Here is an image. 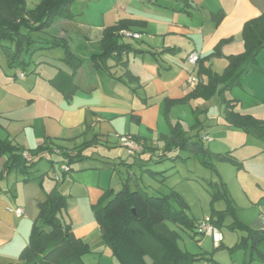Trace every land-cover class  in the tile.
<instances>
[{
    "label": "crops",
    "instance_id": "0c3cea01",
    "mask_svg": "<svg viewBox=\"0 0 264 264\" xmlns=\"http://www.w3.org/2000/svg\"><path fill=\"white\" fill-rule=\"evenodd\" d=\"M40 1L27 0V6L33 9ZM262 14L264 0H77L70 11L56 19L45 35L48 39L64 38L74 53L83 59L74 74L78 84L76 91L66 96L52 84L51 79L58 72H73L62 61V54H55L59 62L48 57L52 48L34 54L35 66L31 75L25 68H14L11 72L0 68L1 139L8 138L25 149L45 144L74 150L91 142L84 149L86 157L72 164L70 173L61 175L63 180L57 187L68 197L66 214L80 218L78 223L74 221V233L91 247L92 252L83 256L86 264H121L105 244L94 212V206L101 204L106 190L114 189L110 179L107 180L111 168L117 167L119 162L126 164L129 170L133 164L130 157H133L134 163L138 162L146 170L144 175H155L157 172L149 166L156 153L162 156L174 152L176 159L182 158V152H186L188 158L196 155L170 143L174 125L179 124L184 136L192 141L201 140L209 151L227 153L235 159L236 163L207 156L212 165L209 167L215 168L222 180L223 174L211 159L217 163L230 162L239 169L243 167L242 159L235 156L237 148H231L229 143L223 151L218 146L205 145L213 140L205 124L238 128L226 120L225 103L218 96L177 102L168 110L167 103L169 99L184 98L195 88L187 83L189 73L197 70L187 60L191 51L200 53L205 67L222 74L229 63L228 56L245 51L242 36L245 23ZM124 19L145 23L131 28L140 32L141 37L127 40L134 48L123 53L120 60L123 62L109 58L106 67L95 66L90 55L100 50L104 30ZM56 48L64 51L62 46ZM38 53L44 54L45 58L37 60ZM257 64L264 69V49L258 53ZM19 71H25V77H19ZM202 78L206 83L207 75L203 74ZM226 98L234 104L235 112L264 122V72L247 73L241 85L226 92ZM202 129H205L204 134H201ZM239 129L264 137V129ZM126 133L145 140L147 148L135 156L128 155L118 139L120 134ZM206 135L212 140H204ZM112 152H117L118 158L111 157ZM63 158L53 152L50 160L41 159L29 174H23L19 168L4 174L7 156L0 157V264H26L20 259V253L28 244L33 223L39 216V202L52 187L45 182L44 174L48 170H40L39 164L46 162L57 172L61 171L58 162ZM221 183L229 186L227 179ZM136 186L139 188L138 183ZM172 191L182 197L174 188ZM18 206L24 208V215H16L14 209ZM225 208L226 204L217 210ZM251 212L247 220L240 215L241 222L250 229L264 230V205ZM168 226L179 234L180 248L197 255L194 264H234L233 259L225 255L223 260L219 258L240 241L231 237L233 240L226 244V237L230 238L231 233L221 231L223 240L221 246L216 247L210 236H198L196 225L193 229L187 228L198 246L197 250H194L196 247L190 250L193 244H189L177 228ZM232 230L236 232V229ZM244 232L242 237L248 234L246 230ZM208 238L212 240L211 248ZM244 249V264H264V242L257 247L250 244ZM249 250L248 262L246 251ZM146 261L153 264L150 256H146Z\"/></svg>",
    "mask_w": 264,
    "mask_h": 264
},
{
    "label": "trees",
    "instance_id": "16d2710c",
    "mask_svg": "<svg viewBox=\"0 0 264 264\" xmlns=\"http://www.w3.org/2000/svg\"><path fill=\"white\" fill-rule=\"evenodd\" d=\"M76 1L41 0L35 8L30 9L27 0H0V46L3 48L8 65L24 68L37 51L62 46L64 48L62 61L67 63L73 72L60 71L51 82L66 96H70L78 89L74 74L82 65L83 59L74 53L64 38L48 39L45 35L49 33L56 19L70 11ZM144 24L140 20L124 19L116 25L107 27L100 40V50L90 55V61L97 67H106L109 58L123 62L120 61L123 53L134 47L121 40V31ZM242 36L245 51L229 55V63L222 74L205 67L200 58L196 71L200 76L206 74L207 82L198 83L182 99H169L167 110L177 102L196 97L209 99L216 95L225 103V117L230 124L246 130H263L262 120L234 111V104L226 98V92L234 86L241 85L243 77L250 71L264 72V69L257 64L258 53L264 49V14L247 21ZM144 142L147 148L146 141ZM170 143L196 155L202 154L203 163L208 166H212L208 161V155L218 161L236 163L231 155L213 153L201 140L192 141L185 137L179 124L172 127ZM90 145L91 142H85L74 150L56 146L60 149L59 155L64 157L58 162L59 166L62 163L71 166L72 162L85 158L84 149ZM23 150L25 148L15 145L8 138H0V157L7 156L4 174L14 168H19L23 174L31 173L30 171L44 158L46 152L53 153V146L42 144L35 149H28L34 157L30 161L23 157ZM71 171V167L69 171L61 170V175L64 176ZM63 176L59 182H62ZM222 188L224 192L221 193L220 198L225 201L226 208L213 209L215 216L211 215L217 227L230 214L234 215L236 209L228 190L225 186ZM218 198L219 194L215 192L212 201ZM173 199H177L179 206ZM187 207V202L175 191L165 195L149 194L142 188L131 189L128 182H125L124 187L118 191L113 188L106 190L101 204L94 206V212L105 244L121 264H147L146 256L152 258L153 264H194L198 260L197 255L182 250L178 244L179 234L168 226V222H172L193 229L196 220L187 215L185 212ZM39 208V216L33 223L29 242L21 251L20 259L25 260L26 264H86L83 256L92 250L89 243L74 233L71 221L65 219L68 197L54 186L45 193V199L39 202ZM229 226L232 229L242 228L248 232L247 236H243L230 248L231 251L246 248L250 244L252 247H257L264 242V230L250 229L238 220L232 221Z\"/></svg>",
    "mask_w": 264,
    "mask_h": 264
},
{
    "label": "rangeland",
    "instance_id": "374dc122",
    "mask_svg": "<svg viewBox=\"0 0 264 264\" xmlns=\"http://www.w3.org/2000/svg\"><path fill=\"white\" fill-rule=\"evenodd\" d=\"M129 39L130 38L124 37L122 38V41L127 42ZM52 50L53 51L50 53L51 55L48 57L52 58L51 60L54 62H59L57 59L58 55L55 54H62L63 56L64 51L61 49L58 50L56 47L52 48ZM44 56V54L38 53L35 58L40 61L45 58ZM55 57L56 59H54ZM33 59H31L32 61L24 67L30 75L32 74V69L35 66V61ZM0 68L5 71L8 70L9 72L14 69V67H10L8 65L6 56L1 46ZM208 124L209 123L205 124V129L210 131L213 140L211 142H205V145L218 146V148H221L220 150L223 151L226 148L225 144L229 143L231 148H237L238 151L235 156L243 161V167H240L239 169V166L230 162L217 163V161L211 159V162L215 164L220 173L223 174L224 180H228V187L225 184L226 182L221 183V181L224 180L218 176L215 168L209 166L206 167L202 161V156L191 155L190 158H188L189 156L186 152H182V158L178 159L175 158L174 155L176 153L174 152L169 155L165 154L162 156L156 153L155 160H151L149 166L157 172L155 175H150L149 173L148 175H144V172H146V170L143 169L144 167H142V165L138 162L134 163V158L130 157L133 163L131 168L128 170L126 164H120L118 162L117 167L109 170L107 180L110 179L112 182L111 187H114L115 191L123 188L124 183L127 181L129 182L131 189L138 188L136 186V183H138L139 188H142L149 194L165 195L169 194L174 188L176 191L180 192L183 199L188 204L185 212L196 221L200 220L198 218H202L206 215L215 216L213 209H222L225 207V201L220 198L221 193L224 192L222 187L225 186L228 190V194L237 202L236 203L233 199L236 208L234 214L235 216L230 214L219 226L220 231L224 234L231 233L230 238L226 237V243L233 240L231 237L238 238V240H240L242 237L241 235L246 234L242 228L238 227L235 228L236 232H234L229 226L231 222L235 220L241 221L239 217L240 215L246 220L249 219L252 209L255 207L260 209V207L264 205V137H257L255 135L256 132H247L239 128H225L223 125L222 127L216 126V128L214 126L210 127ZM205 129H202L201 134H204L203 131H205ZM109 155L113 158H118L117 152H112ZM183 157H185V159ZM76 162L77 161L72 162L71 165L76 164ZM39 167L42 171L48 170V173L44 175L47 186H49V184L52 185L49 190L54 188V186L60 187L62 182L55 179L56 173L61 174L60 170L57 169L58 171L55 172L54 169H52V167H50V165L46 162L39 164ZM136 180L137 182H135ZM245 190L251 197L247 196ZM215 192H218L219 198L215 200L216 202H213L212 199ZM173 200L174 203L179 206L177 199ZM255 200H257V202H255ZM65 219L67 221H71L73 229L75 228L74 221L76 220L77 223L80 221L79 217L76 216V219H74V217L68 213H65ZM168 224L177 228L183 238L189 242V244H193L190 245V250L194 247H196L194 250L198 249L197 241L187 233L189 231L187 228H185V231L184 229L178 228L179 226L175 223L168 222ZM198 236L203 235L199 234ZM211 242L212 240L210 239V244L208 245L210 248L212 247ZM182 246H185V244L182 243ZM227 251L228 252H223L219 255L221 260H223L222 257L225 255L228 259L232 258L234 264H244V248L234 251H231L230 248H228ZM246 252L248 257L247 261L249 262L250 250Z\"/></svg>",
    "mask_w": 264,
    "mask_h": 264
},
{
    "label": "built area",
    "instance_id": "2783aa9c",
    "mask_svg": "<svg viewBox=\"0 0 264 264\" xmlns=\"http://www.w3.org/2000/svg\"><path fill=\"white\" fill-rule=\"evenodd\" d=\"M121 35L123 37L133 38V39H139L141 37L140 32L133 31L131 29H123L121 31ZM199 59H200V53L195 50L191 51L187 57L188 62L195 68H197L198 66ZM17 75L19 77H25L26 73L25 71H19ZM201 81H203V78L197 73L195 69L189 73L188 78H187V83L189 85L196 86ZM118 139H119L121 146L125 148L127 154L130 156H135L145 149L144 140L136 137L133 134H130V133L120 134L118 136ZM204 140H212V138L209 135H206L204 137ZM53 152L59 154L60 149L56 146H53ZM22 155L27 161H30L34 158L32 152L28 149L23 150ZM44 158H46L47 160H50V153L46 152L44 154ZM60 169L62 171H69L70 166L67 163H62L60 166ZM55 179L57 181H60L61 174L56 173ZM14 210L17 216H22L25 213L24 208L22 206H18ZM196 229L200 235L210 236L213 240L214 246L217 247L221 244L223 240V234L220 231L219 227H217L214 224L211 216H205L202 219L198 220L196 223Z\"/></svg>",
    "mask_w": 264,
    "mask_h": 264
}]
</instances>
